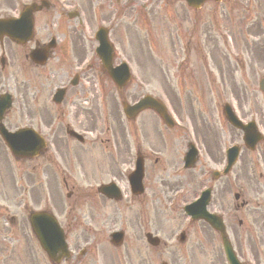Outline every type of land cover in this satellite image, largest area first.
<instances>
[{"label": "rangeland", "instance_id": "374dc122", "mask_svg": "<svg viewBox=\"0 0 264 264\" xmlns=\"http://www.w3.org/2000/svg\"><path fill=\"white\" fill-rule=\"evenodd\" d=\"M92 1L93 0H82L83 5L85 6V12L87 14L86 27L88 31L82 29V31L79 30L78 32L71 34L72 40L73 38H82L84 41H88V43H91L87 46V50H89V54H87V57L91 56V52L95 47V41H93V39L89 40L87 36L91 35L92 38L93 33L99 24H104L109 19H114L116 22V27L114 30H112L113 32L111 37L114 41V44L116 45V48L118 47V51L128 59L131 57H135L134 60L133 58L129 59L131 60L130 62L132 63V65L143 64L144 66H147V70L150 69L151 72L147 74L145 78L150 77L160 80L161 75H166L163 74V71H168V80L174 87L172 89L177 91L181 96V102L186 100L184 97V91L185 89H188L189 81H185L180 85L179 81L176 80V77L174 75V65L175 63H177L176 61H179V59H184L185 63L189 65V70L191 68L194 69V71L198 70L199 75H197V78L192 80L191 82L200 83L198 88L200 93H203L205 90H207V88H210L212 90V93L215 95V100L212 102L211 106H215L216 110L209 111V109L206 108L205 113H202V117L203 119L204 117H206V124L213 125L219 123L221 126H223L225 131L227 132V135H223V137L226 136L230 141H235L238 143H240L241 141L240 132L235 129H231L220 113L223 101H228V99H232V102L234 103L233 105H235V107L237 106L239 113L244 117L249 116L250 114L256 115V117H258L259 119V124L261 122L262 126L264 127V93L262 94L258 92L256 88H254V91L250 93L245 92L249 87L246 81L253 83L259 69L264 67L262 64V61L264 60V48H258L259 44H255L253 48H248L247 55H243L242 53H232L231 51H234V49L228 51L226 45H224V42L220 37V30H224V26L219 25L218 28L216 22L228 21V18L226 20L224 19V14L226 13L225 10L229 9L228 4L225 3L223 5H215L211 7L212 16L214 17L211 22L210 17H207V19L204 18V14L208 13L206 11L201 12V17H199V19L191 18V13L188 11H184L182 5H180L177 1L175 4H173L172 8L167 10V13L162 12L160 1H158L157 4L153 2L150 4L153 6H148V11L139 9H136L134 11L132 8H130L129 13L131 14L130 18L132 19V21L130 22L131 26L126 27L125 25H122L120 20L117 18L119 8L115 5L111 8H108V11L104 13L99 12L98 9H96L93 15L89 13ZM141 1L143 2V0ZM148 1L150 2L151 0ZM260 2H262L260 7L257 4L252 3V6H250L249 10H247L249 16L256 15L264 19V0H260ZM9 5H12V0H0V9H3L4 7L6 8V6ZM177 5H179L180 8H177ZM236 9L237 7L234 6V10ZM238 12L240 11H237L235 13ZM245 14V12H241L240 16L242 17ZM263 19H260L263 21V26L258 23L256 24L255 30H257L260 35L264 37ZM186 21L191 24L194 35L193 39H191V43L188 46L187 42L189 40L185 39V37L181 39H175V36H180L182 30L185 29ZM74 22L75 21H68V24L73 25ZM230 26L231 28L228 27L230 31L233 27L232 33L236 48L241 49L240 40L244 32L243 20L237 19L233 22V24L230 23ZM195 33L199 34V37L201 39H199L195 35ZM173 36L174 40H171ZM207 38H211L215 41L212 42V40H206ZM198 45H200V47H203V52H207L208 50L211 51V56H214L215 67H211L209 61H207V63L205 62L206 60H204V58L208 57L206 53V55H201L196 52L195 49L198 47ZM173 48L177 53V56H174V58H172ZM215 48H219V50H215ZM183 50L186 53L189 52V56L186 57L185 55H183ZM221 52L227 54L229 62H227L224 57L220 55ZM261 53L263 55L262 60ZM242 56L246 58V63L241 62L240 59ZM69 58V56L66 57L64 59L65 61L61 63H65L63 67L66 69V71L69 72V75H71L74 72L72 70L74 64H70ZM18 62L19 60H15L16 64ZM208 63L210 66L209 70L212 73L214 79H212L207 72L204 73L205 71H207L206 66L208 65ZM23 64L25 65V68L22 71H16L15 68L10 67L12 70H14L13 76L15 81L16 78H18L19 80L24 79L27 82H25L26 84H31L29 86L30 88H32L34 85H38L40 81L46 82L45 78L48 75V71H46V76L43 77L42 70H35L34 68H31L30 65H27L24 61ZM58 65L59 63L56 62V64H53L52 67L57 68ZM8 69L6 71V74H9ZM244 71L246 75L245 79L244 77H242L244 76ZM169 74L170 78L168 76ZM225 76L229 81L231 79V84H233L235 88H229V83H227ZM47 85H50V87L52 88L57 84L55 79H52V81L48 82ZM30 88L28 91L29 94L32 93ZM194 88H196V86ZM125 92L126 94L129 92V87H127ZM92 94L94 93L92 90H90V96ZM26 97L28 96L26 95ZM105 97L106 95L103 96V100L105 99ZM31 103L32 101L27 103V108L29 110H33ZM109 103V101H105L101 104L99 110L97 108V111L91 112L89 121L93 124V133L95 137L98 136V139H105V141L103 142L104 146L98 145L100 142L96 141V143H94L93 145L89 144V147H84V149L87 150V153L83 155L84 160L82 163H73L79 158L69 159L70 151H66L61 146V140H59L60 142L58 141L59 146H55L53 148V151H55V155L59 158V160H69L71 163L76 165L80 171V177L74 179L72 175L74 171L72 164L70 169L72 178L71 181L68 179V189H72L73 193L72 197L67 199L64 194V186L61 184V175L66 177L64 172L65 170L60 171L56 165H53V170H55L54 172L56 173V180L58 183L56 188L57 195L55 201L58 204L59 210L63 213V215H66L69 211V208L74 207V204L76 202L79 201V203L83 204V208H85L86 212L88 213L87 219H91V222L86 224H91L90 227L92 231L90 233V236L93 237L91 241L93 244L97 245V252L100 248L99 243L101 242L103 236L98 232L97 229L102 227V224L104 222L100 220L101 215H96L93 218H90V212L88 211V209L100 197H95V195L89 190L88 186L96 187L97 185H99V183L105 179L104 175L112 174L116 166L117 168H121L122 166H124L126 158L125 144L121 140V128L119 122H115L117 119L116 117H118L119 113L117 111H114L112 113V110L110 108L109 114L112 113V115H110L111 118L107 119L108 123L106 120L101 119V115L104 117V115L102 114V110L105 114H107L109 106L113 105V103ZM114 103L116 106H118L117 102ZM52 107H46L45 110H55ZM119 111L121 114L120 118L123 122L121 109ZM200 113L201 112L198 113V111L196 110V112H194V115L200 117ZM50 115H55V112H52ZM26 121H28V119H26L25 117L22 121L17 107L14 104L12 112L7 118V125L10 127H17ZM106 127H111L112 132L110 133V135H108L110 131L107 132V135L105 134ZM149 130L150 129L144 131V134L147 136L143 140H138L142 152L146 153L145 150L149 148L150 144H154L155 146L160 148V150H155L157 152H161L164 147L160 146L161 142L159 136L167 141H171L172 143L177 144L175 138L172 137L166 130H164L165 135L153 131L152 132L155 135H149ZM148 135L152 140L151 142L148 138ZM140 137H142V135ZM126 142H129V139H126ZM74 143L77 144L76 142ZM114 143L117 144V148L119 151L117 153L114 150ZM176 146L177 145H174V147ZM214 147L213 145H210V148L212 150L214 149ZM215 148H217V146ZM262 149L263 147L261 146L258 147L254 152H249L242 148L239 160L230 175L232 194L234 195V193H239L243 196V199H250L247 207L244 209L240 208L235 211V205L239 204V201L236 202L233 197L231 200L228 199L229 204L233 203L232 210L233 214L235 215L229 224L232 225V229H230V236L232 239L236 238L238 240V242L236 243L237 247H239L240 242L244 240L246 241L245 244L250 246V249L256 248L258 256L260 255V260L256 264H264V244L262 243V241H264V225H261L264 222L261 221V219H258L256 212L252 213L248 210L250 208H257L261 206L264 207V205L259 203L262 198H264V180L260 178V173H264V163H261L260 160L261 156L264 154V151H262ZM159 157L161 158L162 154H159ZM176 157V155L171 153H169V158L167 156L168 162L175 161L177 163L176 165H173L171 169L177 167L179 164L176 160ZM152 159L153 157L151 158L150 162H152ZM39 163L40 160L16 162L13 159L9 158L6 152L1 148L0 185H2L5 191L2 193V195H0V212H4L5 214L7 213L9 215H16V208L20 209V207L25 202H30L37 206V199L41 196L46 195V192H40L41 188L39 186V181L43 179V175H41L39 171ZM154 172L155 170H152V173L149 174L148 183L151 182V177L152 175H154ZM185 174L187 175L185 176V180L180 179L173 181H178L179 185L181 184V187H185V191H188L187 195H191L193 194V192L191 193L189 185H187L186 182L192 179L193 176L198 177L199 172L194 171L193 173L192 171H190L186 172ZM114 175L115 172L112 174V176ZM49 183L51 185L50 189L51 191H53L56 187V181L54 179H51ZM31 185H35V187L30 191V193L32 194L30 197L27 193L24 192V189L27 190ZM158 187L160 189H163L161 186ZM194 187L195 185L193 186V188ZM155 190L156 188H154V193H161V200L157 201L154 197L152 200V207L153 209H163V206L166 201H168L170 195L165 197L166 193L164 190ZM55 193H53V195ZM187 195L185 197V200H187ZM7 207L8 212L1 211V209ZM217 207L218 206L215 204L214 208ZM262 213H264V211ZM16 216L18 217L19 214ZM238 220H243L244 225H238ZM0 224L4 223L0 222ZM111 224L112 220L106 222L107 230L113 228ZM188 225L189 226H187V229L190 231V240H196L197 238H199L201 242V253L199 256L198 264H226L225 261L221 258L220 243L217 235H215L207 225L201 222H197L193 225ZM7 230L9 231L10 229L7 228ZM77 230L78 229H76L75 225L73 227V237ZM0 233H2L1 227ZM246 233L248 237L246 236ZM1 236L3 235H0V237ZM78 242L81 245V240ZM7 243L8 241H5V245L0 244V258L6 256L8 253H11L13 257L17 255L16 250L12 251L13 248L5 249ZM156 258L157 257L154 256L153 260ZM187 263L195 264L192 260H187Z\"/></svg>", "mask_w": 264, "mask_h": 264}, {"label": "flooded vegetation", "instance_id": "af4514ba", "mask_svg": "<svg viewBox=\"0 0 264 264\" xmlns=\"http://www.w3.org/2000/svg\"><path fill=\"white\" fill-rule=\"evenodd\" d=\"M50 39L56 40V38L50 35L47 39L41 40L40 44L44 45L45 42ZM145 130L147 129H142V137H140L142 140L147 136L144 134ZM148 138L152 141L149 135ZM134 139H136V135ZM134 150L135 152L138 151V145L135 146ZM125 152V164H129L132 158V146L126 145ZM143 157L149 160L146 156ZM213 159L215 162L220 161L219 157L213 156ZM261 162L264 163V154L261 156ZM58 163L65 168V170L71 169V163L67 159L61 160ZM153 163L156 164L157 159H154ZM39 171L41 175L46 177L47 182L51 180L52 174L45 161L39 163ZM148 177L146 180H148ZM154 179H151V182L148 183V187H146V190L141 195H132V193L128 191L127 194H124L123 197L120 196L117 198L118 201L114 202L101 196L97 204L102 205V210L107 213L106 218L103 220H112L111 225L113 228L109 231L106 229V226L98 229V232L103 235L99 243L100 248L98 252L95 246L92 245L82 257L74 256L70 252V256L64 259V261L61 260L58 264H152L154 254L157 258L163 260L162 263L179 264L177 261L180 258L178 256L179 248H182L187 258H191L194 263L198 264L201 244L197 240H190V234L186 232L188 231L187 226H189L188 224L190 223L186 225L184 234L181 233V241H179L181 245L167 241L164 242V246L161 249L160 247H156V251L152 253L153 245L152 240L149 238L150 234L153 231H158L162 237H169L173 230L171 225H176L180 222V215L176 207L169 210L167 208L164 210L153 209V198L155 197L157 201L161 200V193L153 192V183L157 181L162 185L166 193L165 197H167L168 192L173 195L175 191L181 188L179 182L171 183V180L158 179L156 176ZM219 180L220 179L213 180V191L214 188H216L219 205L222 209L226 210L230 205L228 202L229 194L227 193L229 184L227 182L224 184V181ZM201 184L202 182L199 183V187ZM193 190L191 191L195 192ZM110 207L113 208L110 209ZM91 210H96V208L91 207ZM23 213L24 211L19 215L18 219H15L13 215H9L5 218V220L9 222L7 225L14 230L11 240L7 245V249L13 248L16 250L18 259L10 256L0 260V264H41V256L37 252L35 245L36 241L30 232L28 224L29 215ZM228 215L231 216V214ZM259 217L264 222V213H261ZM103 220L101 221L103 222ZM237 242L238 240L236 239V243ZM262 243L264 244V241H262ZM250 251L252 253L255 252L252 248L249 249V245L240 242V246L237 248V255L240 259H243L245 254L250 253ZM132 259L136 262H131L130 260ZM48 264L56 263L51 262Z\"/></svg>", "mask_w": 264, "mask_h": 264}]
</instances>
